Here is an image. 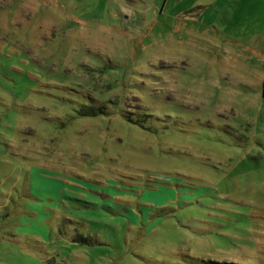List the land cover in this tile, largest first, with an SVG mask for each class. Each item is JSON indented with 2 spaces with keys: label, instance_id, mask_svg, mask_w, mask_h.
<instances>
[{
  "label": "rangeland",
  "instance_id": "374dc122",
  "mask_svg": "<svg viewBox=\"0 0 264 264\" xmlns=\"http://www.w3.org/2000/svg\"><path fill=\"white\" fill-rule=\"evenodd\" d=\"M123 1L0 0V264H264L246 36Z\"/></svg>",
  "mask_w": 264,
  "mask_h": 264
},
{
  "label": "crops",
  "instance_id": "0c3cea01",
  "mask_svg": "<svg viewBox=\"0 0 264 264\" xmlns=\"http://www.w3.org/2000/svg\"><path fill=\"white\" fill-rule=\"evenodd\" d=\"M116 1L121 12H134L133 5H128L123 0ZM127 1L133 4L140 0ZM157 1L148 0L152 5ZM147 9L150 10V7ZM162 14L202 20L200 24H205L218 34L246 36L244 43L237 42L241 46L230 42L228 52H251L254 56L250 60H244L238 59L237 54L228 55V68H239L241 75L252 77L255 74L264 78V0H162Z\"/></svg>",
  "mask_w": 264,
  "mask_h": 264
},
{
  "label": "trees",
  "instance_id": "16d2710c",
  "mask_svg": "<svg viewBox=\"0 0 264 264\" xmlns=\"http://www.w3.org/2000/svg\"><path fill=\"white\" fill-rule=\"evenodd\" d=\"M262 95L264 96V79H263V82H262ZM87 110V111H86ZM83 111L85 114H88L90 116H98V115H103L106 113V106L105 105H100L98 107L96 106H85V108H83ZM40 212H43V210H41ZM38 229V228H36ZM36 234V233H35ZM90 240V236L89 238H86L82 235H76L74 238H73V241L74 242H77V243H85L87 241Z\"/></svg>",
  "mask_w": 264,
  "mask_h": 264
}]
</instances>
